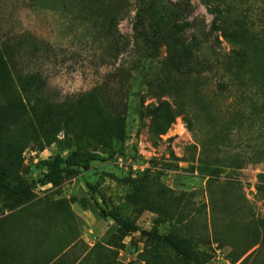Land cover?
Instances as JSON below:
<instances>
[{
  "label": "rangeland",
  "instance_id": "rangeland-1",
  "mask_svg": "<svg viewBox=\"0 0 264 264\" xmlns=\"http://www.w3.org/2000/svg\"><path fill=\"white\" fill-rule=\"evenodd\" d=\"M137 1L0 0V139L22 148L12 183L37 180L44 161L79 145L68 124L86 121L72 101L77 95L130 89L124 141L115 142L112 156L101 152L105 161H92L56 186L36 184L28 199L0 190V264H96L101 258V264H145L154 245L141 231L164 233L171 225L153 208L127 199L123 182L144 174L176 194H191L201 209L183 225L202 264H264L260 127L232 123L235 111L251 112L237 93L249 95L251 74L264 71V0H189V27L177 34L196 39L200 64L189 65L195 67L190 72L186 62L180 74L141 56ZM177 1L149 0L139 19L144 28L165 38V19ZM237 50L248 53L249 63L225 65L226 55ZM159 51L166 56L165 46ZM169 51L168 62L185 64L176 45ZM229 70L237 81L228 79ZM167 84L172 97L164 94ZM221 131L231 133L222 153L208 147ZM216 159L223 162L218 176L203 174L205 166L218 165ZM100 209L133 221L138 230L123 238L118 252L103 247L87 256L115 232ZM165 253L167 264H186L171 250Z\"/></svg>",
  "mask_w": 264,
  "mask_h": 264
},
{
  "label": "trees",
  "instance_id": "trees-1",
  "mask_svg": "<svg viewBox=\"0 0 264 264\" xmlns=\"http://www.w3.org/2000/svg\"><path fill=\"white\" fill-rule=\"evenodd\" d=\"M137 2L139 4V12L136 16L138 22L135 24L134 30L137 42L140 41L142 45L141 56L143 55L144 59H148V62L158 60V63H163L166 68L174 70L178 74L186 62H188L187 66L200 64L196 39L192 38L187 41L183 39L182 34H177L180 30L184 31L189 27L187 20L193 12L189 0H179L172 4L171 11L174 13L170 14L169 19H165L167 29L164 32L165 38L159 37L158 30L147 31L142 25L143 22L139 20L143 13L149 11V0H138ZM212 27L216 28L215 22H213ZM226 37L229 38L227 33ZM173 44L184 54L185 64H180L178 60L173 63L168 62L171 57L169 47ZM162 46L166 47V56H163L159 51ZM190 49H194L195 53L190 52ZM177 58L181 60L183 56L178 55ZM225 60L227 66L247 65L250 58L247 52L237 50L233 51L232 54H227ZM191 66L188 67V70L193 72L195 67L192 69ZM228 72V79L232 82L237 81L236 73L230 70ZM245 86L248 88L245 91L250 90V94L241 93L239 95L237 93L236 97L237 99L240 97L242 102L248 103L251 112L245 114V111H235V119L232 120V123L238 128L242 124L247 126L257 124L260 127L257 139L262 142L260 147L263 146L264 148V71L261 73L254 71ZM170 88L171 85H165V96L172 97ZM100 89L102 91L94 89L81 93L72 100L77 101V110H81L86 115L85 122L73 120V122L68 123L72 132L79 137L80 143L76 148L68 151L66 155L57 154L52 159L44 161L46 171L37 180L24 184H14L10 181V175L22 164V148H19L18 143L0 139V190L12 198L28 199L31 188L36 184L56 186L64 177L89 169L92 161H105L107 157L101 155V152L108 151V156L113 155L115 142L122 143L124 141L126 101H128L130 89H121L119 92ZM94 111L95 114H93ZM230 134L223 131L214 134L213 140L215 142L209 143L208 147H213L215 151L218 150L222 153L224 148L229 146ZM261 153L258 152V154ZM215 162L218 165L215 167L214 165L205 166L202 169L203 174L210 177L218 176L223 162H218V159ZM123 184L127 187L126 197L130 202L153 208L161 216V222H168L171 225L168 232L164 233L157 229L141 231V234L154 245V252L143 259L145 264H167L169 260L165 249L171 250L186 264H202L193 250L191 237L184 232L183 224L187 223L185 227H188L191 224L189 223V220H192L191 216L194 213H200L201 210L192 200L191 194L185 192L176 194L172 189L154 183L145 174L129 178ZM100 212L104 217H108L114 222L115 232H109L106 246L102 244L92 246L87 251V253L89 252L87 256L93 251L96 253L103 247L110 252H118L122 246L123 238L138 230L133 221L123 218L114 211L100 209ZM75 241L76 238L70 239L66 246H72ZM102 260L104 258L98 259L96 264H101ZM112 264L120 263H116L114 260Z\"/></svg>",
  "mask_w": 264,
  "mask_h": 264
}]
</instances>
